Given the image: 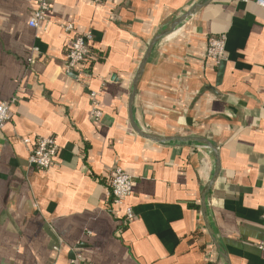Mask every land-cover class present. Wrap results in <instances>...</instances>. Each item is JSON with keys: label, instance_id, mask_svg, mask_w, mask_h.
I'll list each match as a JSON object with an SVG mask.
<instances>
[{"label": "crops", "instance_id": "1", "mask_svg": "<svg viewBox=\"0 0 264 264\" xmlns=\"http://www.w3.org/2000/svg\"><path fill=\"white\" fill-rule=\"evenodd\" d=\"M49 2L33 28L34 0H0V264H69L75 251L88 264H264V7ZM82 32L93 60L79 82L63 66ZM219 35L216 63L205 51ZM39 137L58 146L47 169L28 163ZM116 167L132 177L125 223L108 211Z\"/></svg>", "mask_w": 264, "mask_h": 264}, {"label": "built area", "instance_id": "2", "mask_svg": "<svg viewBox=\"0 0 264 264\" xmlns=\"http://www.w3.org/2000/svg\"><path fill=\"white\" fill-rule=\"evenodd\" d=\"M35 7L32 10L28 24L33 28L43 26L46 22L47 14L50 10L49 0H34ZM94 3H101L104 0H92ZM242 2H253L258 6L264 7V0H240ZM65 31H72V24L63 25ZM92 35L90 32L76 33L70 40L65 51L64 57V72L73 76L77 81L82 82L83 76H89L88 63L93 60L90 42ZM37 47L32 48V52L36 53ZM206 57L218 63L227 58L224 36H209L206 42ZM28 63L33 61V56L26 58ZM99 92L92 89L89 90L90 101V116L98 122L102 116V110L99 102ZM13 100V99H12ZM10 119L9 102L0 101V129ZM25 143H30L29 139L23 140ZM57 143L53 137H39L34 142L28 156V163L38 169H47L53 162L57 153ZM132 192V177L124 172L120 167L113 169V176L110 181L108 195L110 197V207L108 211L116 214L119 211L122 213L123 222H127L133 217V211L130 206L125 205L123 210H120L124 204V200ZM264 221V213L262 215ZM263 246H260L262 248ZM69 264H88L80 252L74 253L69 260Z\"/></svg>", "mask_w": 264, "mask_h": 264}, {"label": "water", "instance_id": "3", "mask_svg": "<svg viewBox=\"0 0 264 264\" xmlns=\"http://www.w3.org/2000/svg\"><path fill=\"white\" fill-rule=\"evenodd\" d=\"M200 5H201V4L196 5V6L193 7L191 10L187 11V12L184 13L181 17H179L177 20H175V21L172 23L170 29H173V28H174L176 25H178L183 19H185L188 15H190V14L195 10V8H198ZM165 34H166L165 32H162V33L158 34L157 36H155V38H154L153 41L151 42V44H150V46H149V48H148V50H147V54H146L145 58L143 59L142 63L140 64V66H139V69H138V72H137V74H136V77H135L134 83L137 82V80H138V78H139V76H140V74H141V72H142V70H143L144 64H145L146 61H147V57H148V54H149V52H150L152 46H153V45H154V44H155V43H156V42H157L162 36H164ZM139 132H140L141 134H143L144 136H147L148 138H152V139H154V140H156V141H165V140H167V139H164V138H159V137H156V136H152V135L146 134V133L142 132L141 130H139Z\"/></svg>", "mask_w": 264, "mask_h": 264}]
</instances>
